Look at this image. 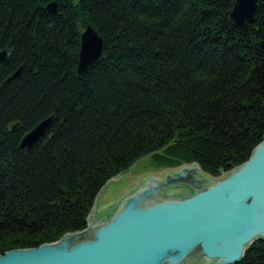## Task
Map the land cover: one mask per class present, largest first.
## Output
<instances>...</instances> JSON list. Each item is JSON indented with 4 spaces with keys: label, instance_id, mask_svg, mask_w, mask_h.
Returning a JSON list of instances; mask_svg holds the SVG:
<instances>
[{
    "label": "trees",
    "instance_id": "obj_1",
    "mask_svg": "<svg viewBox=\"0 0 264 264\" xmlns=\"http://www.w3.org/2000/svg\"><path fill=\"white\" fill-rule=\"evenodd\" d=\"M258 1L257 20L239 26L235 0H0V255L84 231L105 185L149 156L211 177L249 161L264 141ZM89 24L104 50L79 77ZM52 115L44 141L21 148ZM243 259L264 264V241Z\"/></svg>",
    "mask_w": 264,
    "mask_h": 264
},
{
    "label": "water",
    "instance_id": "obj_2",
    "mask_svg": "<svg viewBox=\"0 0 264 264\" xmlns=\"http://www.w3.org/2000/svg\"><path fill=\"white\" fill-rule=\"evenodd\" d=\"M74 5L79 0H70ZM258 0H235L231 19L254 23ZM47 11L56 14L58 3ZM260 45L264 48V43ZM104 41L92 24L81 33L77 74L83 77L103 55ZM10 60L0 49V65ZM20 68L4 84L17 79ZM55 116L42 121L21 140L32 150L53 128ZM20 123L11 126L17 131ZM99 193L84 231L55 244L17 249L0 255V264H237L245 251L264 241V141L249 161L213 183L199 163L168 172L163 180L148 177L129 195L100 212ZM184 187L190 195L171 196Z\"/></svg>",
    "mask_w": 264,
    "mask_h": 264
},
{
    "label": "rangeland",
    "instance_id": "obj_3",
    "mask_svg": "<svg viewBox=\"0 0 264 264\" xmlns=\"http://www.w3.org/2000/svg\"><path fill=\"white\" fill-rule=\"evenodd\" d=\"M21 68V67H20ZM19 68V69H20ZM18 69V70H19ZM15 74V73H14ZM154 158L149 156L134 164L129 170L114 179L100 197V212L121 200L125 196L134 191L143 180L148 177H154L158 180H163L164 175L175 169L157 168L153 165ZM202 171V170H201ZM203 173V171H202ZM206 175V174H205ZM227 173L221 177H211L213 183H217L226 177ZM171 196H184L190 193L184 187H178L168 191ZM244 259L238 264L242 263ZM206 264H212L208 259Z\"/></svg>",
    "mask_w": 264,
    "mask_h": 264
},
{
    "label": "flooded vegetation",
    "instance_id": "obj_4",
    "mask_svg": "<svg viewBox=\"0 0 264 264\" xmlns=\"http://www.w3.org/2000/svg\"><path fill=\"white\" fill-rule=\"evenodd\" d=\"M1 49V48H0ZM2 50H6V49H2ZM10 61V60H9ZM4 66V65H3ZM4 85V84H3ZM176 170H178V169H175V170H173V171H176ZM173 171H170V172H173Z\"/></svg>",
    "mask_w": 264,
    "mask_h": 264
},
{
    "label": "bare ground",
    "instance_id": "obj_5",
    "mask_svg": "<svg viewBox=\"0 0 264 264\" xmlns=\"http://www.w3.org/2000/svg\"><path fill=\"white\" fill-rule=\"evenodd\" d=\"M79 2H80V0H79ZM95 29H96V28H95ZM98 34H99V33H98ZM21 68H22V67H21ZM9 78H10V77H9ZM14 124H15V123H14ZM14 124H12V125H14ZM12 125H11V126H12ZM10 130H11V127H10ZM11 131H13V130H11Z\"/></svg>",
    "mask_w": 264,
    "mask_h": 264
}]
</instances>
